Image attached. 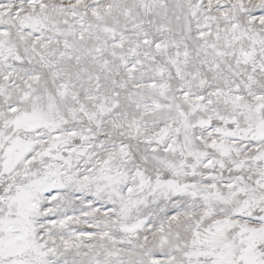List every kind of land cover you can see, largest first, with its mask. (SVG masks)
Here are the masks:
<instances>
[{"label": "snow or ice", "instance_id": "snow-or-ice-1", "mask_svg": "<svg viewBox=\"0 0 264 264\" xmlns=\"http://www.w3.org/2000/svg\"><path fill=\"white\" fill-rule=\"evenodd\" d=\"M0 264H264V0H0Z\"/></svg>", "mask_w": 264, "mask_h": 264}]
</instances>
